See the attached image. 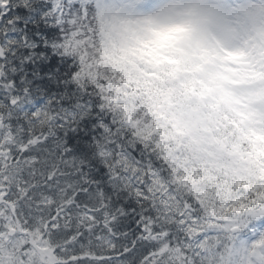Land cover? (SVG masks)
I'll return each instance as SVG.
<instances>
[{"label":"snow or ice","instance_id":"1","mask_svg":"<svg viewBox=\"0 0 264 264\" xmlns=\"http://www.w3.org/2000/svg\"><path fill=\"white\" fill-rule=\"evenodd\" d=\"M0 264H264V32L0 0Z\"/></svg>","mask_w":264,"mask_h":264},{"label":"clouds","instance_id":"2","mask_svg":"<svg viewBox=\"0 0 264 264\" xmlns=\"http://www.w3.org/2000/svg\"><path fill=\"white\" fill-rule=\"evenodd\" d=\"M244 4L245 0H183V12L202 27L213 46L235 50L264 32L259 15L255 19L247 16L264 12V8L237 7Z\"/></svg>","mask_w":264,"mask_h":264},{"label":"rangeland","instance_id":"3","mask_svg":"<svg viewBox=\"0 0 264 264\" xmlns=\"http://www.w3.org/2000/svg\"><path fill=\"white\" fill-rule=\"evenodd\" d=\"M237 7L264 8V0H245L244 5H237Z\"/></svg>","mask_w":264,"mask_h":264}]
</instances>
